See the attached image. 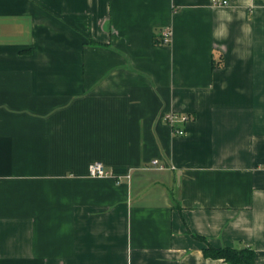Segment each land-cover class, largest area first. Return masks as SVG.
Returning <instances> with one entry per match:
<instances>
[{
	"label": "crops",
	"instance_id": "1",
	"mask_svg": "<svg viewBox=\"0 0 264 264\" xmlns=\"http://www.w3.org/2000/svg\"><path fill=\"white\" fill-rule=\"evenodd\" d=\"M221 1L0 0V264H264V0Z\"/></svg>",
	"mask_w": 264,
	"mask_h": 264
},
{
	"label": "trees",
	"instance_id": "2",
	"mask_svg": "<svg viewBox=\"0 0 264 264\" xmlns=\"http://www.w3.org/2000/svg\"><path fill=\"white\" fill-rule=\"evenodd\" d=\"M204 254L212 258H221L228 264H254V250L249 247H213L208 245Z\"/></svg>",
	"mask_w": 264,
	"mask_h": 264
},
{
	"label": "built area",
	"instance_id": "3",
	"mask_svg": "<svg viewBox=\"0 0 264 264\" xmlns=\"http://www.w3.org/2000/svg\"><path fill=\"white\" fill-rule=\"evenodd\" d=\"M226 3H227L226 0L221 1V4H226ZM162 37H163L162 38L163 43L167 44L170 42L171 31L169 28H166L163 31ZM164 118L173 128L174 132L178 134L183 133L182 129L175 127V126H176V122H186L188 120L186 116H179L173 112H168L164 115ZM152 163L157 164L158 163L157 159H154ZM88 175L91 177H102V176L109 175V172L107 171L105 164L102 161L98 160V161H94L89 164Z\"/></svg>",
	"mask_w": 264,
	"mask_h": 264
},
{
	"label": "clouds",
	"instance_id": "4",
	"mask_svg": "<svg viewBox=\"0 0 264 264\" xmlns=\"http://www.w3.org/2000/svg\"><path fill=\"white\" fill-rule=\"evenodd\" d=\"M248 3L251 2V0H247ZM243 12L240 13V16L243 17ZM225 18L228 20H231L232 17L227 15L226 13L224 14ZM242 30L245 34V37L247 38V42L251 43L252 42V37H251V33H252V29L249 25H242ZM213 35L217 38H223L227 35V27L224 23H221L217 29L214 30ZM239 42L243 43L244 42V38H239ZM236 52L238 54V56L240 58H244L245 55L248 54L247 51H242L240 49H236Z\"/></svg>",
	"mask_w": 264,
	"mask_h": 264
}]
</instances>
